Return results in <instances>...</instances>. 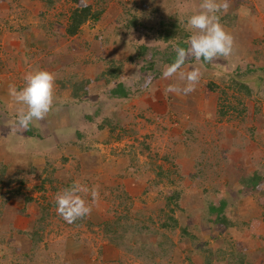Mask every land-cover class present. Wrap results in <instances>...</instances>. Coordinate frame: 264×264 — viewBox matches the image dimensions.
<instances>
[{"label": "rangeland", "instance_id": "1", "mask_svg": "<svg viewBox=\"0 0 264 264\" xmlns=\"http://www.w3.org/2000/svg\"><path fill=\"white\" fill-rule=\"evenodd\" d=\"M199 3L0 0V113L7 123L14 127L16 119L8 86L19 88L27 71L77 75L62 97L54 94L60 114L51 111L37 125L46 138L31 140L30 153L15 141L11 179L0 182V264H207L208 245L264 264V0H228L219 15L234 54L208 67L190 59L186 70L195 65L202 73L192 93L166 92L173 80L162 78L158 58L146 69L155 50L168 45L156 36L162 22L176 20L188 32L187 17ZM85 4L104 9L102 16L67 34L72 9ZM135 17L139 24L130 25ZM114 60L120 76L106 84L101 71ZM240 69H250L242 77L251 95L235 82ZM82 80L87 95L78 100L70 93ZM118 81L128 97L110 95ZM212 81L228 92L221 101L235 105L223 117ZM9 139L0 137V153ZM255 172L263 176L256 189L243 180ZM74 181L98 186L99 199L87 196L90 214L69 224L56 213L54 196ZM221 201L228 224L210 212ZM119 216L124 237L115 245L101 223ZM163 239L164 257L155 253ZM219 253L212 264H233L229 255L220 262Z\"/></svg>", "mask_w": 264, "mask_h": 264}, {"label": "clouds", "instance_id": "2", "mask_svg": "<svg viewBox=\"0 0 264 264\" xmlns=\"http://www.w3.org/2000/svg\"><path fill=\"white\" fill-rule=\"evenodd\" d=\"M228 7V0H200L198 9L187 17V47L175 45L173 62L161 69L162 78L173 80L166 92L186 96L195 91L202 73L195 65H190V70H186V61L189 59L197 63L214 64L234 54V37L220 23L219 14L226 12ZM55 79L54 73L34 68L24 74L23 84L19 88L9 84L8 94L16 106L14 130L27 131L30 125H39L46 119L54 106ZM89 195L93 202L97 201L98 186L90 188L74 181L56 192V213L69 224L86 217L92 210L86 200Z\"/></svg>", "mask_w": 264, "mask_h": 264}, {"label": "trees", "instance_id": "3", "mask_svg": "<svg viewBox=\"0 0 264 264\" xmlns=\"http://www.w3.org/2000/svg\"><path fill=\"white\" fill-rule=\"evenodd\" d=\"M103 12H104V9L94 8V6L92 4H85V5L76 6L75 8L72 9V11L69 15V18H68V22H67V26H66L67 34H69V35L78 34L83 29V27L86 23L91 22V20H93V22L99 20V18L102 16ZM221 19H223V18H221ZM129 24L136 26L139 24V22H138L137 18L135 17L134 20H131ZM156 36L158 39H161L162 41L168 43V45L163 50H160V51H158L157 49L155 50V53L153 55H151L150 58L148 59L149 62L147 63L146 69L155 68L157 58L159 60H161L162 63H164V65L172 63L174 58H175V52L173 51V47H174L173 44L176 43V45H179L181 47H187V45L185 44V40L189 36V33L184 32V30L181 28L178 21L173 20L171 22L170 21L169 22L163 21L162 25L157 29ZM178 37H180V39H178ZM147 48H148V46L146 44L141 45L142 50L147 49ZM139 55H142V53H140ZM188 61H190V59ZM188 61H186V63ZM116 62H117L116 60L112 61L110 63L111 65L108 64L107 67H105L101 71V76H102L101 78H103V80H105L106 84H109V83L113 82L114 80H118V77L120 76V67L116 65ZM53 63L56 66L59 65L58 60H54ZM203 64L207 67L211 65V64H207V63H203ZM160 65H163V64H160ZM249 70L250 69H248V71H243L242 69L236 70L235 73L237 74V76H236L237 81H235V82L240 87V89L245 91L248 95H251L252 91L249 88V86L246 84V82L244 81V78L242 77L243 75H247ZM76 78H77L76 74H75V77H74V74H71L67 78H63V79H62V77L59 78L57 75V79L55 81V92L57 91L59 95L62 94V92L65 89H67L68 84L74 82V80H76ZM207 85H208V87H213L214 89H212V90L218 91V92L220 91V93H221V95L219 96V99H218V107H217L218 113L220 116L223 117L224 115L229 113L230 109L235 108V105L232 104L231 102H227V101L222 102L221 101L223 98L222 96L227 95V93H228L225 88L219 86V84H217L216 82H213V81L207 82ZM72 87H73V89L71 90V93H70L71 97H74V98L80 100L84 95L85 96L87 95V90L83 87V80L81 81V83L75 82V84L72 85ZM130 94H131L130 90L126 87V85L122 81L116 82V84L110 88V95L112 97H117V98L128 97ZM240 102H242V101H240ZM74 104H77V103H74ZM58 107H61V105L55 104V106H53L52 113H55V111ZM243 108L244 107L242 106L241 110ZM56 113L60 114V111L57 109ZM2 114H5V113L4 112L0 113V137L3 136L4 133L6 135H8V138H10V139L8 142L9 148H7V149L11 153H17V152H15L16 151V144H15L16 139L22 143V145L20 144L22 148L20 149L19 152L26 151L25 153H30L28 151V149H29L28 147H30V145L32 144V141H36V140L40 141L41 139L46 138L43 135V132L41 131L39 126H37V125H30L29 129L27 131H23V132L18 131V130H14V127H12L10 125L9 121H8V123L6 122L7 120H5L3 118ZM88 118L92 119L93 113L89 114ZM36 143H39V142H36ZM42 146L45 148L47 147V145H42ZM228 151L231 152L230 149ZM19 152H18V154H19ZM21 154L24 155V153H21ZM48 154L49 153H46V157H48ZM64 160H66V158ZM8 167H10L9 163H7L4 160H0V182L4 181L7 177L10 178V176H7V169H9ZM9 178H8V181L10 182L11 178L10 179ZM243 180H244V184L246 186H251L252 188L256 189L258 187V185L260 184V182L263 180V176L260 175L258 172H255L254 174H252L248 177L244 176ZM226 204L227 203L225 201H221L219 203V206L210 205V212L211 211L212 212H218V219H219L218 221L223 222L225 224H228V217L226 215H222V212L224 211ZM120 222H121V218L119 216L116 219L106 220V221L101 223V226L103 228L104 233L107 235V237L110 239V241L113 242L115 245L119 244V242H118L119 236L122 238L124 237V234H120V229H119ZM168 243H169L168 239L161 240L160 243L158 244V248L156 249L155 253L158 256L164 257L165 253L168 251V248H169ZM204 249H205L206 253L210 254V256H207V261H208L207 264L213 263L212 253L215 250H220L221 254L219 253L220 254L219 257H221V258L224 257V259L219 260L220 262L226 259L225 258L226 255H229L227 260L229 259L233 264H245V256L243 255V252L239 253L237 249H235V251L238 252L239 254H234L232 250H229L225 247L221 248L220 246H217V247L214 246L213 247V246L208 245Z\"/></svg>", "mask_w": 264, "mask_h": 264}, {"label": "crops", "instance_id": "4", "mask_svg": "<svg viewBox=\"0 0 264 264\" xmlns=\"http://www.w3.org/2000/svg\"><path fill=\"white\" fill-rule=\"evenodd\" d=\"M126 12H127V14L129 15V13H128V11L126 10ZM82 39H84V37L82 38ZM82 39H80V40H82ZM241 40H243V38H241ZM254 40V39H253ZM259 40V39H258ZM56 58V57H55ZM70 58H71V55H70ZM59 64V63H58ZM51 65H54V63H51ZM56 66V65H55ZM57 66H59V65H57ZM55 77H56V79H57V75H55ZM56 79H55V81H56ZM91 93V92H90ZM54 94H56V95H59L58 94V92L56 91L55 92V90H54ZM61 96V94L59 95V97ZM62 97V96H61ZM89 97V96H88ZM116 98V97H115ZM125 98V97H124ZM218 99H219V96H218ZM56 102V101H55ZM84 102V101H83ZM218 102V101H217ZM56 105H58V103H56ZM67 107H70V106H67ZM86 109H87V107H85ZM87 113H89L88 111L86 112V114ZM88 115L89 114H87V117H88ZM0 143H1V141H0ZM1 150V149H0ZM5 150H7V151H5ZM4 151H2V153H0V160H4V161H6L7 163H9L11 160H12V158H13V161H15V156H16V154H13V153H11L8 149H7V147H6V149H5ZM7 154H13V156H11L10 158H8L7 157Z\"/></svg>", "mask_w": 264, "mask_h": 264}]
</instances>
